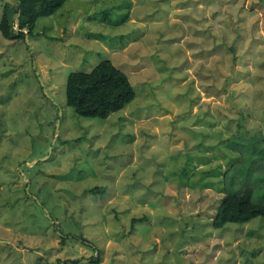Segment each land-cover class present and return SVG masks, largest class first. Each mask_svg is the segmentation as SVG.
<instances>
[{"label": "rangeland", "instance_id": "rangeland-1", "mask_svg": "<svg viewBox=\"0 0 264 264\" xmlns=\"http://www.w3.org/2000/svg\"><path fill=\"white\" fill-rule=\"evenodd\" d=\"M27 33H0V264H264V218L211 223L226 175L264 178V0H67ZM103 60L135 97L80 116L67 76Z\"/></svg>", "mask_w": 264, "mask_h": 264}, {"label": "trees", "instance_id": "trees-1", "mask_svg": "<svg viewBox=\"0 0 264 264\" xmlns=\"http://www.w3.org/2000/svg\"><path fill=\"white\" fill-rule=\"evenodd\" d=\"M66 1L14 0L11 10H8L6 2H2L0 33L7 39H22L27 33L21 30L22 28L28 29L27 34H30L39 17L53 15ZM118 6L121 7L119 4ZM126 13L122 15L123 18ZM14 19H18V29L15 28ZM65 90L66 104L71 106L76 114L87 117L105 118L123 109L135 97V91L126 73L110 60L99 62L88 72L71 71L67 76ZM227 176L226 190L223 191L212 218V226L221 228L229 222L246 223L256 216L264 218V178H259L256 182L257 188L251 182H244V187L241 188L240 185H233V176ZM90 189L94 193L104 191L103 187L99 186ZM144 219L145 216L134 217L132 225ZM92 260L96 262L98 258L94 257ZM76 263L77 259L74 260V264Z\"/></svg>", "mask_w": 264, "mask_h": 264}, {"label": "water", "instance_id": "water-1", "mask_svg": "<svg viewBox=\"0 0 264 264\" xmlns=\"http://www.w3.org/2000/svg\"><path fill=\"white\" fill-rule=\"evenodd\" d=\"M17 21H18V19H17ZM18 28V26L16 27V29ZM26 29V28H25Z\"/></svg>", "mask_w": 264, "mask_h": 264}]
</instances>
